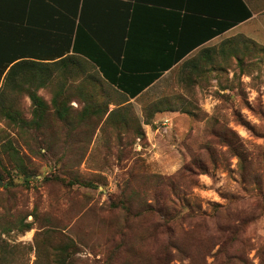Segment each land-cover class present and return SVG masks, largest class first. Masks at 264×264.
<instances>
[{
    "label": "rangeland",
    "instance_id": "374dc122",
    "mask_svg": "<svg viewBox=\"0 0 264 264\" xmlns=\"http://www.w3.org/2000/svg\"><path fill=\"white\" fill-rule=\"evenodd\" d=\"M247 2L253 14L237 34L214 46L204 67L202 53L196 57L181 83H164L171 96L149 98L141 111L96 68H84L64 80L65 119L53 113L52 87L37 91L49 106L39 128L21 129L0 113V143L11 139L26 165L23 175L0 150V264H155L149 244L159 242L144 232L153 218L110 206L124 198L137 208L153 191L182 211L209 214L217 203L223 220L244 219L230 254L237 264H264V0ZM12 96L30 119L25 91ZM165 106L173 113L156 115ZM179 171L183 205L157 184L158 175L165 181ZM187 243L193 262H212L218 245Z\"/></svg>",
    "mask_w": 264,
    "mask_h": 264
},
{
    "label": "trees",
    "instance_id": "16d2710c",
    "mask_svg": "<svg viewBox=\"0 0 264 264\" xmlns=\"http://www.w3.org/2000/svg\"><path fill=\"white\" fill-rule=\"evenodd\" d=\"M87 1L89 0L0 1V113L12 125L26 129L39 128L44 124L49 106L37 93L38 89L44 87H52L54 90L51 100L54 115L59 119H65L67 100L64 80L74 75L77 70L82 71L84 68L95 70L96 68L101 77L109 85L116 86V89L126 94L127 99L135 97L160 76V73L150 75L148 80L138 83L133 88H128L108 77L106 68L99 64L98 58L95 57V20L92 13L88 11L86 13ZM238 3L242 7V13H239L236 19H221L220 22H216L212 36L221 34L238 22L251 17L252 12L247 5L241 0ZM23 6L25 11L19 12L17 9ZM27 8L36 9L33 17L27 16ZM19 91H25L31 101L30 119L22 116L20 110L15 107L13 96L9 97L12 93ZM92 98L89 95L87 100ZM90 111L88 108L84 109L83 115H88ZM104 112L105 110H99L96 116L100 118ZM137 133L143 135L141 128L137 130ZM226 144L231 148L230 143L226 142ZM0 150L6 154L13 167L24 175L25 157L12 140L2 141ZM178 173L165 181L158 175L157 184L162 183L169 187L168 191L173 192L176 200L181 201L183 205L186 199L181 192L186 190V185L175 182L177 177L182 176V172ZM0 179L3 181L2 173H0ZM8 184L6 183V186ZM153 192H149L151 198L146 202L144 200L137 208L128 204L124 198L112 201L110 206L138 216L147 213L153 218L151 222H148L144 232H149L146 238L151 239V243L159 242L157 250L154 249L156 244H149L150 251L156 253L154 262L157 261V263L155 264H198L193 262L194 252L192 245L187 243L188 240L197 241L200 245L198 247L208 244L211 250L218 245L217 250L211 255L213 260L210 264L243 262L235 252L230 254V249H233L231 244L234 240L241 242L239 233L244 219L236 217L223 220L220 215L222 206L217 203L213 205L209 214L190 210L188 205L187 207L185 205L186 209L182 211L175 207L171 197L164 196L166 193ZM183 221L186 222V229L182 226ZM208 223H212L211 228ZM144 237L142 236V239ZM62 251L64 248H61V252L55 259L56 263L61 260ZM171 255H173L172 259ZM175 260L176 263L173 262ZM201 262L199 264H208L206 255L202 256Z\"/></svg>",
    "mask_w": 264,
    "mask_h": 264
},
{
    "label": "crops",
    "instance_id": "0c3cea01",
    "mask_svg": "<svg viewBox=\"0 0 264 264\" xmlns=\"http://www.w3.org/2000/svg\"><path fill=\"white\" fill-rule=\"evenodd\" d=\"M238 1L89 0L85 8L86 13L88 11L94 15L95 57L106 68L108 77L128 88L136 87L138 83L148 80V76L160 73L139 94L128 97L126 102H131L135 110L141 111V104L145 101L149 103V98L171 96L167 93L169 90H164V83H181L185 69L188 66L196 67V57L201 53L203 61L199 60L198 65L204 67L212 48L237 34L252 17L212 36L216 22L236 19L242 13ZM241 1L251 10L247 0ZM17 10L25 11L24 6ZM35 11V8H27V16L33 17ZM159 88L161 94L156 95ZM176 94L182 96L181 93ZM170 112L173 113L171 107L165 106L155 113Z\"/></svg>",
    "mask_w": 264,
    "mask_h": 264
},
{
    "label": "water",
    "instance_id": "95a60500",
    "mask_svg": "<svg viewBox=\"0 0 264 264\" xmlns=\"http://www.w3.org/2000/svg\"><path fill=\"white\" fill-rule=\"evenodd\" d=\"M3 184V181L0 179V186Z\"/></svg>",
    "mask_w": 264,
    "mask_h": 264
}]
</instances>
